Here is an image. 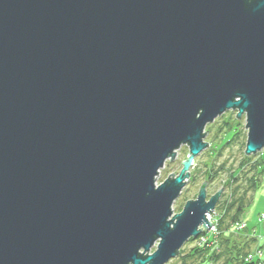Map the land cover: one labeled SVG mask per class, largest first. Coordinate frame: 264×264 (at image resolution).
Here are the masks:
<instances>
[{
  "label": "water",
  "instance_id": "1",
  "mask_svg": "<svg viewBox=\"0 0 264 264\" xmlns=\"http://www.w3.org/2000/svg\"><path fill=\"white\" fill-rule=\"evenodd\" d=\"M230 109L264 148V0H0V264L175 257L212 225L209 181L172 204Z\"/></svg>",
  "mask_w": 264,
  "mask_h": 264
},
{
  "label": "rangeland",
  "instance_id": "2",
  "mask_svg": "<svg viewBox=\"0 0 264 264\" xmlns=\"http://www.w3.org/2000/svg\"><path fill=\"white\" fill-rule=\"evenodd\" d=\"M245 125V113L238 117L236 109L225 111L212 123L206 125L203 140L208 139V145L188 167L189 178L178 198L174 200L172 210L173 215L180 212L188 201L189 195H198L199 188L209 181L206 188L207 194L211 195L217 190L220 193L215 203V211L211 210L205 215L208 221L213 222L209 228L200 230L198 236L185 241L177 255L163 264H203L208 261L213 251L223 252L225 247L221 242V237L225 234L219 229L220 219L226 209L224 207L226 205L223 206V204L227 200L231 202V199L241 196L245 197L244 205L247 202L250 203L244 207L241 216L235 221L238 226L235 227V222L231 223L226 231L232 235L233 239L240 242H252L244 256L247 264H264V148L249 155L245 153L248 134ZM188 152L187 145L178 147L175 151L176 158H167L163 168L159 169L156 183L169 177V171L178 174L183 162L187 160ZM232 175L236 179H233ZM231 179L234 180L232 183ZM254 179L260 181L256 191L250 189L249 186L250 180ZM253 238L254 241L251 240ZM156 244L149 252L156 249ZM195 247L204 249V252L192 254L191 250ZM224 254L215 261L211 259L208 261L209 264H225L227 257L230 259V256Z\"/></svg>",
  "mask_w": 264,
  "mask_h": 264
},
{
  "label": "trees",
  "instance_id": "3",
  "mask_svg": "<svg viewBox=\"0 0 264 264\" xmlns=\"http://www.w3.org/2000/svg\"><path fill=\"white\" fill-rule=\"evenodd\" d=\"M264 162V160H263ZM263 171V170H261ZM215 173V172H214ZM232 177H234L233 179H236L234 175H232ZM210 178V177H208ZM233 179H231V183L234 181ZM262 179V178H261ZM258 179H254V180H250V189H253L254 191H256V189L259 186L260 181H258ZM237 189H235L236 191ZM245 195V194H244ZM232 201L229 202L227 200L226 203L223 204L226 205L224 207H226V209H224V215L222 216V218L220 219V224H219V229L223 230V233L225 234V236L221 237V242L224 245V251L221 252H215L213 251L211 253V255H209L208 257V261H210L211 259H213L214 261L217 260L218 258L222 257L224 255H229V257H227V261L225 262V264H236V263H240V264H247L244 261V256L245 254H247L246 249H248L249 247H251V241H238L236 239H233L232 235H230V233L228 231H226V229L230 228V224L234 223L235 221H237L239 219V217L241 216L242 212L244 211V207H246L250 202H247L246 205H244V200L245 197L241 196L240 198H233L231 199ZM251 240H255L254 238ZM223 247V246H222ZM248 251V250H247ZM192 254H202V252H204V249H199V248H193L191 250ZM228 253V254H226ZM208 261H205V263L203 264H209Z\"/></svg>",
  "mask_w": 264,
  "mask_h": 264
},
{
  "label": "flooded vegetation",
  "instance_id": "4",
  "mask_svg": "<svg viewBox=\"0 0 264 264\" xmlns=\"http://www.w3.org/2000/svg\"><path fill=\"white\" fill-rule=\"evenodd\" d=\"M222 195V194H221ZM211 195H208L207 192H206V198H209Z\"/></svg>",
  "mask_w": 264,
  "mask_h": 264
},
{
  "label": "built area",
  "instance_id": "5",
  "mask_svg": "<svg viewBox=\"0 0 264 264\" xmlns=\"http://www.w3.org/2000/svg\"><path fill=\"white\" fill-rule=\"evenodd\" d=\"M235 227L238 226V224H236V222L234 223Z\"/></svg>",
  "mask_w": 264,
  "mask_h": 264
}]
</instances>
